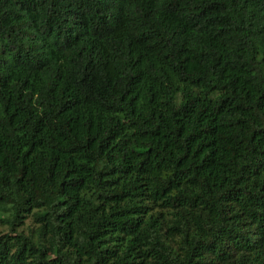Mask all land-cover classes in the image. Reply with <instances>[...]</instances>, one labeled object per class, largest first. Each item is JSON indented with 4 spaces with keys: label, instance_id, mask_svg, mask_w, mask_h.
Segmentation results:
<instances>
[{
    "label": "trees",
    "instance_id": "trees-1",
    "mask_svg": "<svg viewBox=\"0 0 264 264\" xmlns=\"http://www.w3.org/2000/svg\"><path fill=\"white\" fill-rule=\"evenodd\" d=\"M0 264H264V0H0Z\"/></svg>",
    "mask_w": 264,
    "mask_h": 264
},
{
    "label": "rangeland",
    "instance_id": "rangeland-1",
    "mask_svg": "<svg viewBox=\"0 0 264 264\" xmlns=\"http://www.w3.org/2000/svg\"><path fill=\"white\" fill-rule=\"evenodd\" d=\"M1 230H3V228Z\"/></svg>",
    "mask_w": 264,
    "mask_h": 264
}]
</instances>
